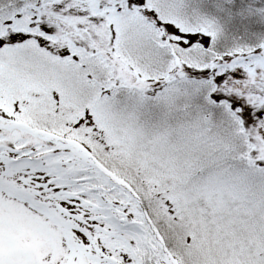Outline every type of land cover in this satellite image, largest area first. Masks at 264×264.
<instances>
[{"label":"snow or ice","instance_id":"6c2138e0","mask_svg":"<svg viewBox=\"0 0 264 264\" xmlns=\"http://www.w3.org/2000/svg\"><path fill=\"white\" fill-rule=\"evenodd\" d=\"M0 264H264V0H0Z\"/></svg>","mask_w":264,"mask_h":264}]
</instances>
